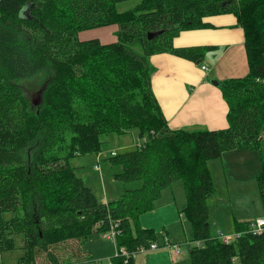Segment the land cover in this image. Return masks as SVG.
<instances>
[{"label": "trees", "instance_id": "1", "mask_svg": "<svg viewBox=\"0 0 264 264\" xmlns=\"http://www.w3.org/2000/svg\"><path fill=\"white\" fill-rule=\"evenodd\" d=\"M125 1L0 0V259L22 234L24 254L16 264H105L79 245L114 229L117 246L128 253L109 264H141L136 254L159 238L140 218L181 179L182 212L196 242L191 264H264V230L253 233L252 219L235 218L241 235L233 243L215 237L210 199L216 186L208 166L228 150L262 148L264 0H139L119 11ZM226 13L244 30L248 63L245 75L220 84L228 123L173 128L153 89L150 58L171 53L204 61L214 45L177 47L174 40ZM113 24L117 40L78 36ZM152 32L158 34L149 38ZM30 87L39 91L34 99ZM134 130L143 142L106 159L121 167L116 179L142 185L101 200L71 160L103 152L105 134ZM255 180L264 216V168Z\"/></svg>", "mask_w": 264, "mask_h": 264}, {"label": "crops", "instance_id": "2", "mask_svg": "<svg viewBox=\"0 0 264 264\" xmlns=\"http://www.w3.org/2000/svg\"><path fill=\"white\" fill-rule=\"evenodd\" d=\"M206 20L210 23L208 27L184 31L175 38L174 44L177 47L214 45L215 47L207 53L205 58L209 61L213 59L214 63L208 66L207 69H202L203 66L201 68L197 67L196 62L171 53H158L150 58L155 68L152 75L153 89L169 125L173 128L218 129L225 127L228 123L229 105L222 94L220 84L227 78L240 77L248 71L245 34L243 28L238 25L236 16L232 13H226L208 17ZM233 152L237 155V151L233 150L224 152L222 156L233 158ZM244 154L241 153L243 156ZM231 158L229 159L231 160ZM245 163L246 160H243L241 164L245 165ZM208 166L213 174V164L209 162ZM225 167L227 175L235 179L233 174H230L232 172L230 170L228 172L227 164H225ZM262 168V165H256L250 173L248 182L244 181L242 183L256 184V174ZM234 174H236V171ZM174 186L172 185L163 191L161 198L156 201L155 208L144 213L140 218V222L144 227L154 228L156 233L163 231V237L167 236L171 242L182 244V254L175 257L170 248H160L142 256H139V252L136 254V259L141 264H151L156 261L167 264H191L190 251L196 243L193 241V227L187 218L186 220L190 223V226L185 223L183 217H180V219L176 217L178 211L184 216L182 209L187 204V197L184 200L181 197L178 199L173 189ZM166 193L167 197L163 200ZM108 200L107 198L106 201ZM260 204L262 205L261 199ZM167 206H170V208H167ZM159 207L162 209L161 217H151ZM260 212L262 214L244 215L236 219L244 220L245 217H254L251 218L254 220L264 217L262 208H260ZM217 225V228L213 229L214 233L217 231L223 233L224 230L221 229L220 224ZM94 236L98 237L95 233L86 243H98L104 240L102 238L92 239ZM184 241L187 244H184ZM86 243L82 245V250L87 252L89 250ZM96 246L98 248V244ZM116 251L115 245V251L112 254L115 255ZM89 252L97 259L107 255L106 246L102 247L100 251L94 250L98 255L97 257L91 251Z\"/></svg>", "mask_w": 264, "mask_h": 264}, {"label": "rangeland", "instance_id": "3", "mask_svg": "<svg viewBox=\"0 0 264 264\" xmlns=\"http://www.w3.org/2000/svg\"><path fill=\"white\" fill-rule=\"evenodd\" d=\"M139 0H129L125 2H121L118 4V10L124 11L131 7H133ZM80 39L85 38H94L98 37L104 42H110L118 39V25L113 24L110 26H101L95 27L87 30L80 31L78 33ZM214 63V60L208 59L195 63L197 67H200L205 64L207 66H211ZM248 64V63H247ZM27 92L30 94L31 97L36 98L39 95V91L33 88H29ZM103 140V152L98 154L95 153H86L80 154L72 158L71 164L76 168V172L79 176H81L87 185H89L96 195L101 200H109L117 199L121 196V194L125 191L126 188H136L142 185V182L137 180L133 182H123L115 178V173L121 170L120 166H114L108 162L106 157L110 154V151H124L131 148H134L138 145L139 142H143V139L139 137L138 132L136 130L119 135L117 133H110L105 134L102 136ZM237 151V155L233 152V158L230 156H220L219 158L212 159L211 162L214 167V171L212 177L215 182L216 186V193L210 199L211 205V222L213 225V229L217 228V224H220L224 232L217 231L215 233V237L224 239L229 235H233L238 233L241 235V232L235 230V222L234 216L242 217L244 215H251V214H262L260 212V208L262 205L260 204V194L256 184L250 183H242L248 182V178L253 168L256 165H262L264 168V137L262 138V148L260 151H254L251 149H233ZM228 150V151H233ZM241 153H245L244 156ZM103 158H100V156ZM106 155V156H105ZM231 158V160L229 159ZM224 159V160H223ZM246 160L245 165H242V161ZM228 166L229 170L233 174V178L230 175H227L225 164ZM241 164V165H240ZM218 165V166H217ZM237 168V170H236ZM236 171V174L234 172ZM211 172V171H210ZM236 182V183H235ZM179 183V184H178ZM173 185L175 193L177 194V198H186V191L183 185V181L177 180ZM167 197V193L165 195V200ZM163 207V205H161ZM170 208V206H167ZM153 216L151 217H161L162 209L159 207L156 212H154ZM12 215L10 213H6L5 217L10 218ZM150 217V216H149ZM176 217L182 219L190 226V223L187 222L186 218L180 214L178 211ZM254 217H245V219L250 220ZM141 224V222H140ZM142 225V224H141ZM144 227V225H142ZM169 229V228H168ZM235 230V231H234ZM97 236H94L92 239L102 238L103 241L98 243L95 242H88L86 246L89 251H91L96 257L98 256L97 253L94 252L96 249L100 251L102 247L106 246V253L105 257L99 259L101 262L105 264H109L110 258L112 257V253L115 251L116 245V254L121 253L123 255H127L128 252L121 251V248L116 244V238L113 239L112 237H106L103 233H96ZM226 235V236H225ZM157 236L159 238L160 248H171V246L164 243L163 231H158ZM20 237L23 239V235H17L16 240ZM21 239H18L16 249L4 252L2 254V258L0 259V264H16L17 260L20 256L24 254L23 249V242ZM161 241V242H160ZM174 244H178L182 249V244L173 242ZM187 244L186 241L183 242ZM94 244V245H93ZM98 244V248L97 245ZM77 246V245H76ZM79 248L82 249V246L79 245ZM159 248V249H160ZM158 250V249H156ZM156 250H146L141 251L139 256L146 255L149 252L156 251ZM86 251V250H84ZM87 251V252H89ZM109 251V252H108ZM103 252V251H102ZM101 252V253H102ZM99 253V254H101ZM90 253H88L89 255ZM115 254V255H116ZM182 254V252H181ZM181 254H175V257H179ZM114 256V255H113ZM139 258V257H138ZM97 259V258H96ZM191 261V260H190ZM173 262V261H172ZM151 264H167L162 261H156ZM169 264V263H168Z\"/></svg>", "mask_w": 264, "mask_h": 264}, {"label": "built area", "instance_id": "4", "mask_svg": "<svg viewBox=\"0 0 264 264\" xmlns=\"http://www.w3.org/2000/svg\"><path fill=\"white\" fill-rule=\"evenodd\" d=\"M203 69H206V67L203 66ZM251 225H252L251 231L253 233H261L264 230V217H259V218L255 219L254 221H252ZM103 235L106 237H112L113 239H115L117 237V232L114 229H111L108 232H104ZM239 237H240V234L235 233L233 235H229V236L225 237L224 239H222V238H220V239L223 242L230 244V243L235 242ZM164 243L171 246L170 249L172 250L173 253L175 252V254H181V252H182L181 247L178 244L172 243L167 236L164 238ZM159 248H160V243L154 242L151 244V246L149 248H142L141 251L156 250ZM121 251L127 252V250L124 247L121 248Z\"/></svg>", "mask_w": 264, "mask_h": 264}, {"label": "water", "instance_id": "5", "mask_svg": "<svg viewBox=\"0 0 264 264\" xmlns=\"http://www.w3.org/2000/svg\"><path fill=\"white\" fill-rule=\"evenodd\" d=\"M158 34V32H152L148 35L149 38H152L154 36H156Z\"/></svg>", "mask_w": 264, "mask_h": 264}, {"label": "bare ground", "instance_id": "6", "mask_svg": "<svg viewBox=\"0 0 264 264\" xmlns=\"http://www.w3.org/2000/svg\"><path fill=\"white\" fill-rule=\"evenodd\" d=\"M26 11H28V9H27ZM207 68H208V67H207ZM207 68H206V69H207ZM110 152H111V151H110ZM99 156H100V155H99ZM105 156H106V155H105Z\"/></svg>", "mask_w": 264, "mask_h": 264}]
</instances>
